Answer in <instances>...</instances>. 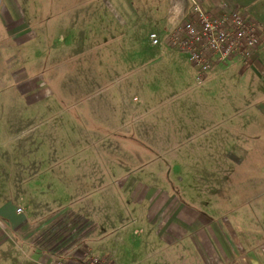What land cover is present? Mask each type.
I'll list each match as a JSON object with an SVG mask.
<instances>
[{"label":"rangeland","instance_id":"rangeland-1","mask_svg":"<svg viewBox=\"0 0 264 264\" xmlns=\"http://www.w3.org/2000/svg\"><path fill=\"white\" fill-rule=\"evenodd\" d=\"M167 1H2L0 33L11 3L35 39L0 37V213L26 201L44 246L71 221L114 264H264V74L200 76L158 32Z\"/></svg>","mask_w":264,"mask_h":264},{"label":"crops","instance_id":"crops-1","mask_svg":"<svg viewBox=\"0 0 264 264\" xmlns=\"http://www.w3.org/2000/svg\"><path fill=\"white\" fill-rule=\"evenodd\" d=\"M2 1L3 0H0V5ZM194 4L200 5L205 11L211 14H222L236 10L246 18L259 23V45L252 56L253 63L250 62V64H256L261 73L258 71H255V73L257 76H262L261 74H264V0H168L164 11L157 12L165 17L163 19V24L159 25H163V30L158 32L168 35L176 24L187 19L191 15ZM7 15L10 23L5 22L4 26L6 27V33L2 31L0 37H12L17 41L21 40L23 44H27L31 39H35L33 29H30V21L24 19L19 8L15 9L11 3H7ZM157 30H159V28H157ZM165 39H167V37ZM231 62L224 66H230ZM252 65L251 69L254 71L255 67ZM262 84L264 85V82ZM25 87L28 88L27 91L30 92L34 89V83L29 82ZM262 88L263 90L259 88L258 92L254 94V97L258 99L262 96L258 105L261 107V117H264V106H262L264 105V86H262ZM26 206V201H24L23 204L12 206L10 209L12 214L10 213L8 217L0 213V264H54L56 263L54 262L55 259L49 256L51 252L56 256L57 264H78L84 258L85 255L83 254L85 252H83V254L75 252V250H73L75 247L73 245V240L70 239V232L68 234L65 233L66 231H70L71 221L67 222L69 226L63 233H60L59 228L56 227V232L52 235L53 240L48 245L44 246L43 243H41L42 233L47 229L44 226V217L35 220L32 211L29 210V207L27 209ZM19 208L22 209L20 214L17 212ZM65 214L66 212L58 214L54 216L53 220L58 221L63 218ZM186 214L189 215L190 218L197 220V222L200 220V215L192 210H189ZM67 216V219H69L70 215ZM194 223L187 225L191 227L188 228L189 231L195 228L193 226ZM50 245L51 248H48ZM15 246L19 248V251L16 253L19 256L11 253L12 248ZM194 247L196 253L202 259L207 257L210 263L214 261V254L212 251H210L212 256H209V253L205 251L201 252L196 245H194ZM7 249H10V252L7 253ZM21 253L24 257H21ZM22 258L24 260H22Z\"/></svg>","mask_w":264,"mask_h":264},{"label":"built area","instance_id":"built-area-1","mask_svg":"<svg viewBox=\"0 0 264 264\" xmlns=\"http://www.w3.org/2000/svg\"><path fill=\"white\" fill-rule=\"evenodd\" d=\"M259 34V23L236 10L211 14L194 4L191 15L170 31L168 41L171 47L187 56L200 76H205L238 57L250 62L259 45ZM149 42L153 47H159V35L151 34ZM17 212L20 214L22 209ZM78 264L114 262L85 254Z\"/></svg>","mask_w":264,"mask_h":264}]
</instances>
